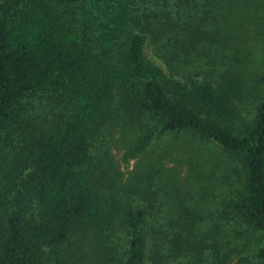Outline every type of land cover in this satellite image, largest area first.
<instances>
[{
    "label": "trees",
    "instance_id": "trees-1",
    "mask_svg": "<svg viewBox=\"0 0 264 264\" xmlns=\"http://www.w3.org/2000/svg\"><path fill=\"white\" fill-rule=\"evenodd\" d=\"M235 1L0 0V264H83V243L91 264H264V0L243 50ZM119 120L124 163L170 135L214 147L199 202L130 201L99 146Z\"/></svg>",
    "mask_w": 264,
    "mask_h": 264
},
{
    "label": "rangeland",
    "instance_id": "rangeland-1",
    "mask_svg": "<svg viewBox=\"0 0 264 264\" xmlns=\"http://www.w3.org/2000/svg\"><path fill=\"white\" fill-rule=\"evenodd\" d=\"M235 2H239L240 4L231 5L226 14L231 12V14H234L235 17L238 15L246 17L247 27H244V32L240 33L242 39L237 40V43H239V49L243 50L247 47H253L255 43H258V40L260 39L258 37V33L262 29L263 25L257 24L259 22L258 18L261 14L258 13L257 10L259 9L255 7L253 0H248L249 5L241 3L240 0ZM233 6H235L234 9ZM235 19L236 21L242 22L239 17ZM250 50H252V48ZM228 53L231 52L228 51ZM248 61L249 60H246L247 63ZM235 65L237 66V64ZM258 83L259 82L257 81H253V83H251L250 90L252 91V88L257 86L258 90H260L262 82L260 81L259 85ZM135 138V131L129 129L128 126L124 125L122 121L119 120L109 125L107 130L101 135L99 143V146L105 145L106 147L107 145L110 157L115 163L116 170L119 174L118 176L120 186L122 187L121 189L126 192V195L129 197L131 202L135 204L142 203L146 206L149 204L148 201L141 198V192L143 191L138 192L135 190L136 192H133V189H130V187H140L142 189L150 190V192L148 191L147 197L151 200L157 198L160 200L166 197L176 196L180 193H176L175 191L181 190L182 192L183 188L185 190L189 188L192 195V201H200V192L198 194L195 192L197 188L196 172L199 170V167L203 166V161H208L211 156H214L213 158H215L216 152L213 153L212 150H207L208 146L214 148L212 145L202 143L199 140H194L189 136H183L182 134L176 136L170 135L167 138L155 143L139 158L131 160L128 163H124L122 161V156L127 148V145L133 142ZM164 147H167V149H163ZM102 150L103 149H101V151ZM159 154L161 156L159 159L161 164H155L156 169H154V172L148 174L153 169L150 168L152 161L156 159ZM196 167L197 169H195ZM3 170V164L1 163L0 173H3ZM144 171H146V173L142 174ZM199 171L205 174L204 171ZM141 175L144 179L143 177L140 179ZM188 181L195 183L193 189L186 185V182ZM174 199L175 198L172 197L167 200L168 205L172 206L175 201ZM181 199L183 198H176V201H180ZM165 209H167V207H165ZM96 255L97 250L95 246L90 247L88 243H83L79 262H82L83 264H91V262L94 261V256ZM93 264L98 263L94 262Z\"/></svg>",
    "mask_w": 264,
    "mask_h": 264
}]
</instances>
